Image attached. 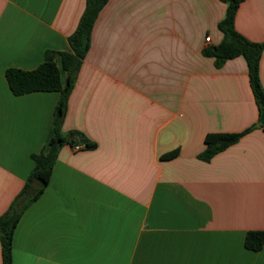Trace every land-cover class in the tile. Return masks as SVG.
Here are the masks:
<instances>
[{"label":"crops","instance_id":"crops-1","mask_svg":"<svg viewBox=\"0 0 264 264\" xmlns=\"http://www.w3.org/2000/svg\"><path fill=\"white\" fill-rule=\"evenodd\" d=\"M86 2L0 0V217L52 139L61 97L16 96L6 72L71 51ZM226 12L220 0L108 2L63 124L97 147L61 148L17 225L14 264H264V247H245L248 232L264 231V129L199 159L208 134L259 118L245 58L218 69L203 55L222 42ZM235 24L264 42V0H243ZM260 75L264 88V52Z\"/></svg>","mask_w":264,"mask_h":264},{"label":"trees","instance_id":"trees-1","mask_svg":"<svg viewBox=\"0 0 264 264\" xmlns=\"http://www.w3.org/2000/svg\"><path fill=\"white\" fill-rule=\"evenodd\" d=\"M110 0H87L85 11L80 22L70 36L71 51L58 52L48 50L44 62L36 69L25 71L11 68L6 72L9 86L16 96L34 92H59L60 100L54 114V135L45 151L33 155L35 166L26 183L10 205L9 209L0 217V242L3 264H14L13 237L22 215L44 193L54 166L58 160L59 152L65 144L73 147L83 146L92 150L97 147L80 132H71L65 135L63 124L65 121L69 97L75 87L78 74L86 59L92 44L95 24L100 13ZM227 5L225 18L219 23V30L223 40L218 46L203 50V55L214 59L216 68H222L227 61L245 58L251 88L259 110L258 123L241 133H211L205 138L206 149L199 155V159L210 162L215 156L237 144L244 136L256 128L264 129V88L260 75V63L264 52V42H253L236 29V17L243 0H220ZM60 61V64H59ZM62 71L66 72V82L62 81ZM76 137H80L77 140ZM179 155L178 151L164 156L171 160ZM245 247L254 252L261 251L264 247V231H250L245 238Z\"/></svg>","mask_w":264,"mask_h":264},{"label":"built area","instance_id":"built-area-1","mask_svg":"<svg viewBox=\"0 0 264 264\" xmlns=\"http://www.w3.org/2000/svg\"><path fill=\"white\" fill-rule=\"evenodd\" d=\"M207 41H210V38H207ZM81 148H82L81 145H76V146H75V150H76V151L80 150Z\"/></svg>","mask_w":264,"mask_h":264},{"label":"water","instance_id":"water-1","mask_svg":"<svg viewBox=\"0 0 264 264\" xmlns=\"http://www.w3.org/2000/svg\"><path fill=\"white\" fill-rule=\"evenodd\" d=\"M77 140H80L81 138L80 137H76Z\"/></svg>","mask_w":264,"mask_h":264}]
</instances>
